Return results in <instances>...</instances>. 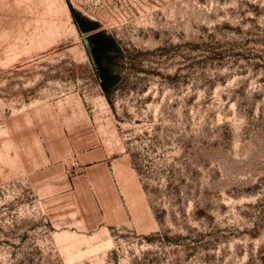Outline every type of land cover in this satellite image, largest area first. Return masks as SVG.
Returning a JSON list of instances; mask_svg holds the SVG:
<instances>
[{"label": "rangeland", "instance_id": "374dc122", "mask_svg": "<svg viewBox=\"0 0 264 264\" xmlns=\"http://www.w3.org/2000/svg\"><path fill=\"white\" fill-rule=\"evenodd\" d=\"M0 264H264V0H0Z\"/></svg>", "mask_w": 264, "mask_h": 264}]
</instances>
